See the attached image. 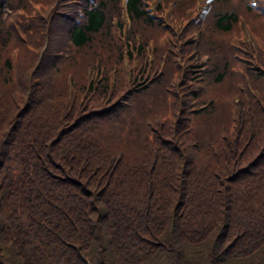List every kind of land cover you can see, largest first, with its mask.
Here are the masks:
<instances>
[{"label":"trees","instance_id":"trees-1","mask_svg":"<svg viewBox=\"0 0 264 264\" xmlns=\"http://www.w3.org/2000/svg\"><path fill=\"white\" fill-rule=\"evenodd\" d=\"M173 1L0 0V264H264V0Z\"/></svg>","mask_w":264,"mask_h":264},{"label":"rangeland","instance_id":"rangeland-1","mask_svg":"<svg viewBox=\"0 0 264 264\" xmlns=\"http://www.w3.org/2000/svg\"><path fill=\"white\" fill-rule=\"evenodd\" d=\"M175 1V0H174ZM174 1L172 2V4H171V7H170V11L172 10V5L174 4ZM210 0H197V4H199V5H203V8H204V11L201 13V15L199 16V18H203V15L205 14V12L208 10V6H209V4H210ZM206 56V54L203 56V57H205ZM127 130V129H126Z\"/></svg>","mask_w":264,"mask_h":264}]
</instances>
